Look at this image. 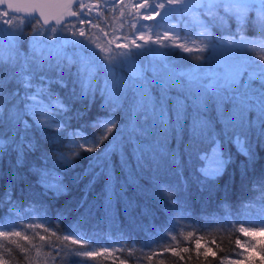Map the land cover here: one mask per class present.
I'll return each instance as SVG.
<instances>
[{
	"label": "snow or ice",
	"instance_id": "obj_1",
	"mask_svg": "<svg viewBox=\"0 0 264 264\" xmlns=\"http://www.w3.org/2000/svg\"><path fill=\"white\" fill-rule=\"evenodd\" d=\"M94 8H101L100 0H0V162L7 158L10 168L0 197V207L10 205L0 218V241L15 245L27 264H47L30 256L35 250L37 257H47L45 248L62 264L107 258L109 246L83 229L84 217L58 235L47 216L52 202L68 195L63 176L84 152L92 155L77 180L90 179L75 210L102 180V194L94 197L102 219L110 218L117 201L126 200L128 186L145 167L157 173L162 166L172 169L178 183H154L171 194L169 203L180 202L181 193L186 199L185 157L199 161L195 183L210 196L233 164L242 186L251 179L252 189L264 192V175L252 178L258 149H264V0H120V16L132 19L111 31L107 24L101 27L104 11L93 16ZM115 9L113 3L109 11ZM97 97L105 115L73 129L71 121L87 111L86 106L74 113L73 104L94 103ZM228 145L244 157L238 164ZM20 184L25 185L21 193L42 198L30 199L23 213L13 200ZM72 211L62 206L55 221ZM239 222L253 226L239 228L249 240L236 239L243 252L230 264H256L253 251L262 254L264 264V204L255 218ZM69 241L80 247H68ZM200 247L197 239V255ZM0 249L11 251L5 243ZM170 251L185 259L175 248ZM0 264H9L2 254Z\"/></svg>",
	"mask_w": 264,
	"mask_h": 264
},
{
	"label": "trees",
	"instance_id": "obj_2",
	"mask_svg": "<svg viewBox=\"0 0 264 264\" xmlns=\"http://www.w3.org/2000/svg\"><path fill=\"white\" fill-rule=\"evenodd\" d=\"M107 11L109 14L112 12ZM27 31H31V29L29 28ZM248 34L253 35L254 33L249 30ZM24 49H27L26 44ZM56 90L61 95L65 91L58 87ZM101 104L102 101L99 97L94 103H89L87 100L76 101L73 104L74 113L84 111L86 106L87 111L83 119H73L71 127L75 129L82 126L86 120L105 115ZM83 131L91 134L93 129L85 127ZM59 147L63 151H68L63 147V144ZM227 147L232 152L237 164L244 159L236 154L234 146L228 145ZM258 152L259 158L253 179L264 175V149H258ZM90 155L92 154L84 152V158L76 161L78 166L64 174L63 180L68 187V195L62 197L59 202L53 201L52 208L47 212L53 227L60 230L58 235L66 234L70 226L76 225L79 217H84L83 229L89 233L95 232V239L100 242L101 246H109L107 258L97 257L95 261H88V264H121V261L123 264H221L222 261L223 264H230V260L238 258L235 253L243 252V249L236 245L235 241L240 238L242 242L246 243L249 238L240 233L239 228H251L253 224L232 225L229 224V221L255 218L261 205L264 204V192H261L258 187L252 189L251 179L247 181L246 187L242 186L240 172L236 164L230 165L225 174L219 178L218 191L210 196L207 191L201 192L195 183L199 161L195 158L189 161L185 157L184 175L189 180L188 194L185 199V194L181 193L178 203H169L171 194L160 191L154 183L157 180L168 185L178 183L179 178L175 176L174 171L162 166L157 173L145 167L138 173L136 184L128 186L125 193L126 200L117 201L110 218L102 219L103 213L97 212L94 207L100 203L99 200H94V197L102 194V180L97 182L88 193L84 206L78 211L75 210L84 196L85 186L90 179V177H84L77 180V177L87 167ZM116 172L120 173L118 162L116 163ZM9 173L8 159L5 158L3 162H0V197L3 196L4 188L10 179ZM24 187L23 184L15 186L13 193V200L19 202L18 211L22 213L30 199H42L38 196L29 197L27 192L21 193V189ZM245 204L249 207L246 208ZM65 205L70 206L73 211L66 219L57 223L54 219L57 211ZM9 206V204H5L0 207V218L8 214ZM38 231L43 234L42 229ZM120 234H123L124 238H121ZM260 235L264 237V233H260ZM52 239L55 240V237ZM197 239L201 242L199 255L195 248ZM36 242L39 243L38 238ZM0 243H5L11 249L10 252L0 249V254L9 261V264H18V262L27 264V261L23 259V254L15 248V245L7 244L4 241H0ZM20 243L26 242L20 241ZM66 243L68 247H80L72 245L70 241ZM185 247L189 248L188 252L183 251ZM172 248H175L185 259L181 261L179 257L172 255L170 251ZM206 250H210L207 258L203 255ZM44 252L50 253V255L37 257L33 250L30 256L34 261L47 259V264H62L61 257H55L53 249L45 248ZM211 252H215V256L211 255ZM251 255L256 264H260L262 254L259 251H253ZM149 256L151 259H148ZM239 259L242 260L243 257L241 256ZM244 264H248V261H244Z\"/></svg>",
	"mask_w": 264,
	"mask_h": 264
},
{
	"label": "rangeland",
	"instance_id": "obj_3",
	"mask_svg": "<svg viewBox=\"0 0 264 264\" xmlns=\"http://www.w3.org/2000/svg\"><path fill=\"white\" fill-rule=\"evenodd\" d=\"M91 2L93 4L96 3V0H91ZM125 4L128 3V0H124ZM100 5H101V8L97 9V8H94L93 9V12H92V15L95 16L97 11H104L105 13V16L104 17H101L100 19V23H101V27H105V24H107V27L105 28L106 31H111L112 28H117L119 29L120 28V25H121V22L123 20H131L132 17L131 16H127L125 15L124 17H121L120 16V0L117 1L115 3L116 5V9L114 11H112L110 14L108 13L107 10H109L111 7H112V3H107V2H104L102 0H100ZM125 13H127L129 11V9H124ZM115 12V13H113ZM159 19V18H157ZM141 23H144V24H153L155 23V21H141ZM127 24L124 25V30H127ZM93 32L96 33L97 36L100 37L101 40H103V34L98 32L96 29H93Z\"/></svg>",
	"mask_w": 264,
	"mask_h": 264
},
{
	"label": "bare ground",
	"instance_id": "obj_4",
	"mask_svg": "<svg viewBox=\"0 0 264 264\" xmlns=\"http://www.w3.org/2000/svg\"><path fill=\"white\" fill-rule=\"evenodd\" d=\"M229 224H232V225H237V224H238V225H241V224H243V223H240L239 220L236 219V220H231V221H229Z\"/></svg>",
	"mask_w": 264,
	"mask_h": 264
},
{
	"label": "water",
	"instance_id": "obj_5",
	"mask_svg": "<svg viewBox=\"0 0 264 264\" xmlns=\"http://www.w3.org/2000/svg\"><path fill=\"white\" fill-rule=\"evenodd\" d=\"M102 1H104V2H107V3H116L117 1H119V0H102Z\"/></svg>",
	"mask_w": 264,
	"mask_h": 264
}]
</instances>
